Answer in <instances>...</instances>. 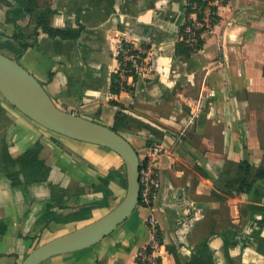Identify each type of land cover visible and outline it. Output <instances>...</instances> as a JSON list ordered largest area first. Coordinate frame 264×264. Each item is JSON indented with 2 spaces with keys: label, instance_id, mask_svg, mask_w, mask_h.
<instances>
[{
  "label": "crops",
  "instance_id": "obj_1",
  "mask_svg": "<svg viewBox=\"0 0 264 264\" xmlns=\"http://www.w3.org/2000/svg\"><path fill=\"white\" fill-rule=\"evenodd\" d=\"M185 1L37 0L55 10L52 26L83 30L76 39L40 31L19 63L60 108L110 127L119 111L134 122L121 134L140 158L151 155L160 178L151 210L139 204L99 242L40 264H137L149 213L161 230L162 264H189L205 245L212 264H264V178L247 192L226 185L242 161L264 169V0H216L217 20L188 57L175 52ZM7 9L0 1L2 42L15 30ZM122 41L144 56L136 78L124 79L131 89L112 93ZM33 148L47 179L25 182L20 173L23 184L14 185L5 169L18 167L5 166L3 153ZM125 191L115 152L45 129L0 94V264H20L38 244L101 217Z\"/></svg>",
  "mask_w": 264,
  "mask_h": 264
},
{
  "label": "water",
  "instance_id": "obj_2",
  "mask_svg": "<svg viewBox=\"0 0 264 264\" xmlns=\"http://www.w3.org/2000/svg\"><path fill=\"white\" fill-rule=\"evenodd\" d=\"M0 94L10 105L45 129L112 150L125 167L126 191L115 207L87 224L38 244L20 264H40L51 256L90 247L131 215L139 203L140 157L127 138L110 126L57 106L42 83L17 58L2 51Z\"/></svg>",
  "mask_w": 264,
  "mask_h": 264
},
{
  "label": "trees",
  "instance_id": "obj_3",
  "mask_svg": "<svg viewBox=\"0 0 264 264\" xmlns=\"http://www.w3.org/2000/svg\"><path fill=\"white\" fill-rule=\"evenodd\" d=\"M8 9L6 10V20L15 24V30L11 36V40L0 41V50L4 47H8L15 58H19L23 55L29 46L34 45L37 42V36L40 31L47 33L50 37H60L63 39H76L79 37L83 30L82 25H78L76 28L72 27H55L51 25L50 18L55 12L50 6H39L37 0H14L13 5L7 0H0ZM109 4L113 5V0H108ZM215 8V7H213ZM189 9H186V13ZM27 24L18 23V20L27 18ZM217 20V18H215ZM182 27V25H181ZM180 27V33L182 34V28ZM204 30V29H203ZM202 39L196 45L191 46L185 40L181 39L175 46V52L178 55L184 57L190 56L192 52L197 50L202 45ZM122 46L131 47L132 44L122 41ZM133 50H130V52ZM118 59L120 62V70L118 73L112 74L110 91L112 93H118L120 87L131 89V87L124 80L125 77L131 75L133 79L136 78V73L133 71H125L130 67V62L123 61V55L118 53ZM124 64V67H123ZM124 70V71H122ZM264 73V67H263ZM134 122L128 119L120 111L115 114L113 125L111 126L115 131L121 133V126H130ZM135 124V123H134ZM2 161L5 166H17L18 170H10L9 167L5 169V174L10 178L14 185L23 184V181L19 178V174H23L25 182H37L44 181L48 177L49 168L38 159L37 148H33L23 155L13 158L7 152L2 155ZM224 174L220 176V179H225ZM264 178V169L261 167L254 168L252 165L245 161H242L238 165L237 176L233 179H228L226 185L230 189L229 192H244L248 191L256 181ZM107 183L108 180H105ZM52 200L47 203L48 206L54 204L56 186L51 185ZM232 189V190H231ZM176 264H181L178 260ZM189 264H212V255L209 247L205 245L201 250L195 252Z\"/></svg>",
  "mask_w": 264,
  "mask_h": 264
},
{
  "label": "built area",
  "instance_id": "obj_4",
  "mask_svg": "<svg viewBox=\"0 0 264 264\" xmlns=\"http://www.w3.org/2000/svg\"><path fill=\"white\" fill-rule=\"evenodd\" d=\"M216 0H186L185 9H189L187 17L182 23V34L180 39L185 40L191 46L196 45L200 39H203L204 28H210L215 23L217 12L214 4ZM130 50H133L130 52ZM119 52L123 55V61H129L130 67L125 71L137 73L141 61L143 60L144 50L141 47H124L119 46ZM120 63V62H119ZM124 67V64H123ZM124 71V70H122ZM131 76V75H129ZM149 152H157V149H148ZM150 154L140 158L139 165V203L142 207L152 209L153 203L157 197L160 187L159 171L153 162ZM150 231L149 241L136 252L137 264H162L160 249L163 246L161 230L157 220L152 213H149L146 220Z\"/></svg>",
  "mask_w": 264,
  "mask_h": 264
},
{
  "label": "rangeland",
  "instance_id": "obj_5",
  "mask_svg": "<svg viewBox=\"0 0 264 264\" xmlns=\"http://www.w3.org/2000/svg\"><path fill=\"white\" fill-rule=\"evenodd\" d=\"M184 7H185V4H184ZM216 10V9H215ZM187 15V14H186ZM216 18H217V16H216ZM215 22H216V20H215ZM215 24V23H214ZM214 24H212L211 25V27L214 25ZM211 27L209 28H204V30L205 31H203V35L206 33V32H208L210 29H211ZM136 126H135V124L133 123L132 125H130V126H121V130H123V132L125 131V132H127V133H130V132H133L135 129ZM132 130V131H131ZM125 134V133H124ZM92 221V220H91ZM88 222H90V221H88ZM88 222H85V223H83V225L84 224H87Z\"/></svg>",
  "mask_w": 264,
  "mask_h": 264
}]
</instances>
